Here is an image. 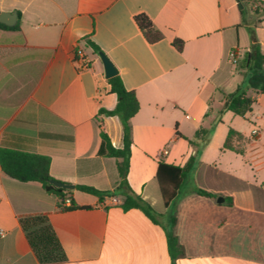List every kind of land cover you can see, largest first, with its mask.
Segmentation results:
<instances>
[{"label":"crops","instance_id":"0c3cea01","mask_svg":"<svg viewBox=\"0 0 264 264\" xmlns=\"http://www.w3.org/2000/svg\"><path fill=\"white\" fill-rule=\"evenodd\" d=\"M2 12L16 13L18 29L0 28V148L46 155L52 179L109 191L119 203L74 188L69 196L80 208L63 211L39 183L0 171V264H39L17 221L33 214L47 215L67 258L61 264H264V94L248 89L247 71L227 60L231 49L238 61L247 51L249 29L264 52V15L255 18L238 0H0ZM137 14L160 40H145ZM85 38L139 102L126 180L155 222L140 209H121L127 191H115L116 161L98 154L99 131L121 148L122 130L116 116L97 114L113 109L116 97ZM237 90L253 99L250 111L224 112L197 154L195 131L209 127L223 96ZM229 129L245 137L236 144L242 154L223 149ZM191 156L188 177L165 207L158 163L183 166ZM169 230L178 244L173 257Z\"/></svg>","mask_w":264,"mask_h":264},{"label":"trees","instance_id":"16d2710c","mask_svg":"<svg viewBox=\"0 0 264 264\" xmlns=\"http://www.w3.org/2000/svg\"><path fill=\"white\" fill-rule=\"evenodd\" d=\"M238 2L242 4L244 8L249 7L256 17L264 15V1L238 0ZM133 20L148 43H154L161 39V33L153 26L146 15L137 14L133 17ZM259 22V19H257L255 24ZM0 28L7 27L0 23ZM12 28L18 29V25L16 24ZM248 32L249 46L242 58L238 61V66L245 69L248 73L246 81L247 88L255 94H264V52L260 49L254 30L249 29ZM84 40L95 54L98 55L102 53L95 43L87 38ZM172 45L177 51L183 49V42L181 40L174 39ZM75 60H78L76 55ZM107 83L109 85V93L116 97V104L111 110L100 107L97 110V114L103 116H116L119 119L122 130V147H113L108 136L100 130L99 135L101 137V144L98 154L100 156L114 158L116 161L118 184L115 191L119 189L127 191L123 195L120 204L121 209L125 211L132 208L140 209L155 222L153 210L150 205L142 201L139 196L135 195L130 190L126 180L129 167L130 147L132 144L130 119L138 112L139 102L135 93L124 87L117 73L107 78ZM252 103L253 99L240 90L225 94L217 118L209 127H200L197 129L194 133L193 140H190L192 144L195 141L200 142L199 149L196 151L197 154H199L203 146L209 141L215 124L220 120V116L224 112L230 111L235 115L244 116L250 111ZM41 136L64 140H71L72 138L71 135L56 133H42ZM244 139L245 137L241 133L229 129L222 145L223 149L242 154V150L236 144L244 141ZM194 160V156L189 157L183 166H174L163 162L158 163L155 177L165 207H168L176 199L178 192L182 188L193 167ZM49 165L50 159L46 155L9 148H0V171L19 182L39 183L45 193L52 194L58 198V208L60 210L69 211L80 208L69 196L70 190L56 188L49 183V180L52 179L49 175ZM74 188L96 196L99 201H102L106 196H112V193L109 191H99L85 185H75ZM197 192L204 196H213L204 190L198 189ZM65 200H69V205H64ZM17 221L39 264H61L67 261L65 252L49 223L47 215H24L18 217ZM173 221L174 219H172V223ZM166 235L168 250L171 257H173V252H178L177 238L171 230L167 231Z\"/></svg>","mask_w":264,"mask_h":264},{"label":"water","instance_id":"95a60500","mask_svg":"<svg viewBox=\"0 0 264 264\" xmlns=\"http://www.w3.org/2000/svg\"><path fill=\"white\" fill-rule=\"evenodd\" d=\"M15 20H16V13L15 12H11V13L2 12V13H0V23H3L7 26H12V25H14ZM98 55L100 57L102 65H103L105 78H109V77L115 75L117 73V71H116L115 67L113 66V64L109 61V59L103 53H99ZM49 183L56 188H61L64 190L74 189V185L72 183H64V182L57 181L54 179H50ZM217 202L218 203L222 202V198H218Z\"/></svg>","mask_w":264,"mask_h":264},{"label":"built area","instance_id":"2783aa9c","mask_svg":"<svg viewBox=\"0 0 264 264\" xmlns=\"http://www.w3.org/2000/svg\"><path fill=\"white\" fill-rule=\"evenodd\" d=\"M227 60L232 64V65H236L238 63V54H237V51L236 49H231L228 53H227ZM81 69H87L88 68V65H87V62H84L82 60V63L80 65ZM166 153L165 150H163L161 152V154H164ZM110 203H113V204H118L119 203V200L116 199V198H113V197H110ZM66 202H68V200H66ZM4 236V231L2 229H0V237H3Z\"/></svg>","mask_w":264,"mask_h":264},{"label":"rangeland","instance_id":"374dc122","mask_svg":"<svg viewBox=\"0 0 264 264\" xmlns=\"http://www.w3.org/2000/svg\"><path fill=\"white\" fill-rule=\"evenodd\" d=\"M244 10L247 11V12H250L251 15L254 16L255 18H258V17H256V15L248 7H245ZM238 81L239 82H242L243 81V78L241 76H239Z\"/></svg>","mask_w":264,"mask_h":264}]
</instances>
